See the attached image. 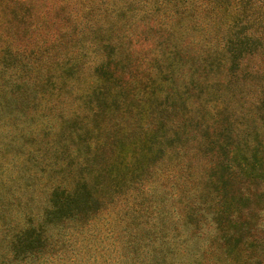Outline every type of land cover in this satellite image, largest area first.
<instances>
[{
  "label": "trees",
  "instance_id": "1",
  "mask_svg": "<svg viewBox=\"0 0 264 264\" xmlns=\"http://www.w3.org/2000/svg\"><path fill=\"white\" fill-rule=\"evenodd\" d=\"M38 1L0 0V73L8 71L0 81L17 90L25 79L32 100L50 97L55 84L75 74L87 81L86 107L109 119L99 133L114 141L91 147L83 135L88 166L77 176L89 201L83 223L116 188L121 195L143 178L165 176L161 194L176 196L179 210L164 212L168 199L161 198L140 220L154 229L130 232L136 264H264V21L243 19L249 0H86L83 35L75 27L33 34L35 22H26L37 18ZM208 30L214 43L186 41ZM243 83L253 86V99L240 98ZM126 118L136 131L128 144L114 133ZM54 195L34 223L24 217L22 226L7 224L0 212L8 246L0 264H30L38 250L21 242L39 239L43 223L69 222L72 197ZM64 206L71 209L60 219ZM1 210L8 208L0 201ZM8 229H19L9 243ZM143 250L164 256L142 257Z\"/></svg>",
  "mask_w": 264,
  "mask_h": 264
},
{
  "label": "rangeland",
  "instance_id": "2",
  "mask_svg": "<svg viewBox=\"0 0 264 264\" xmlns=\"http://www.w3.org/2000/svg\"><path fill=\"white\" fill-rule=\"evenodd\" d=\"M247 2L250 5H247L248 10L242 13L243 19L250 16L264 21V0ZM86 3V0H39L34 7V18L36 13L38 16L34 21L27 20V26L35 22L38 32H33L35 35L53 34L57 28L58 33H72L71 27H75L74 32H78V35H83ZM251 5L255 6L251 8ZM40 25L42 26L39 27ZM190 35V37L186 35V41L189 44L196 42L199 44L208 40L214 43L216 34L213 30H208L202 32L201 37L194 32ZM19 41L21 42L20 39ZM71 45H75L74 54L78 55L81 50L76 46L77 43L73 41ZM146 47L145 45L144 49ZM149 56L143 55L141 59L147 60ZM252 63L254 61L250 64ZM76 77L75 74L73 78L55 84L53 86L55 92L50 97L38 93L34 100L31 98L29 86L27 88L25 85V79L20 78L17 81L18 91L10 85H7L6 89L4 83L0 81V90L4 93L1 101L5 104L2 107L4 111L0 113V144H3L0 147V201L2 207L8 208L6 212L0 211L3 214L2 219L7 224L11 222L22 226L24 217H31L34 223L37 219L36 214L42 215L46 210L52 192L54 196H63V201L72 197L69 206L73 207L69 222L43 223L39 239L31 240L32 235H28V240L21 242V245L30 244V247L34 245L33 251L38 250L30 264H136L135 257L140 253L132 249L131 245L137 247V244L131 243L132 239L129 242L127 240L130 232L137 234L144 228L147 233L148 230L154 229L151 223L143 225L140 220L149 219L150 215L147 212L152 214L155 202L161 198L168 199L162 204L164 212L179 210V202L176 196L168 197L169 192L161 194L162 187L168 179L156 175L150 181L143 178L145 180L143 183L133 184L121 195L122 190L116 188L114 191L119 193L115 196L109 194V198H106L103 204H99V210L83 223V215L89 208V201H83V185L78 182L77 177L79 171L86 173L88 166L86 165L88 161L84 160L83 135L89 136L91 140L87 144L91 147L99 146L97 143L102 140L105 144L114 140L106 138V133H99L109 119L102 121L86 107L84 93L87 91V81L82 77L81 79ZM7 81L12 83L14 77ZM252 88V85L243 83L241 86L243 96L238 95L240 98L244 97V100L251 97L253 99L255 96ZM238 101L231 100L233 107ZM132 123L133 120L129 118L117 122L118 126L114 129L118 136L116 139L121 138V142L128 144L136 132ZM97 137L99 140L95 142L93 138ZM127 185L128 182L125 187ZM64 208L56 215L60 219L64 210L68 212L71 209L65 206ZM127 225L129 227H126ZM17 230L19 229L6 231L8 243L11 239L10 234ZM5 244L7 243L3 233L0 232V257H4L3 253L8 251ZM141 256L157 258L164 255L157 252L150 256L148 251L143 250ZM169 258L177 257H165Z\"/></svg>",
  "mask_w": 264,
  "mask_h": 264
}]
</instances>
